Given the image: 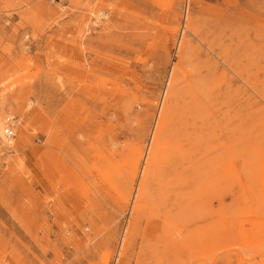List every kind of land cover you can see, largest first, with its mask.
I'll return each instance as SVG.
<instances>
[{
  "label": "rangeland",
  "instance_id": "obj_1",
  "mask_svg": "<svg viewBox=\"0 0 264 264\" xmlns=\"http://www.w3.org/2000/svg\"><path fill=\"white\" fill-rule=\"evenodd\" d=\"M0 264H264V0H0Z\"/></svg>",
  "mask_w": 264,
  "mask_h": 264
},
{
  "label": "built area",
  "instance_id": "obj_2",
  "mask_svg": "<svg viewBox=\"0 0 264 264\" xmlns=\"http://www.w3.org/2000/svg\"><path fill=\"white\" fill-rule=\"evenodd\" d=\"M14 117H8L6 122L7 125L4 128V137L7 142H11L15 137V126L13 124Z\"/></svg>",
  "mask_w": 264,
  "mask_h": 264
},
{
  "label": "bare ground",
  "instance_id": "obj_3",
  "mask_svg": "<svg viewBox=\"0 0 264 264\" xmlns=\"http://www.w3.org/2000/svg\"><path fill=\"white\" fill-rule=\"evenodd\" d=\"M7 120V119H6Z\"/></svg>",
  "mask_w": 264,
  "mask_h": 264
}]
</instances>
